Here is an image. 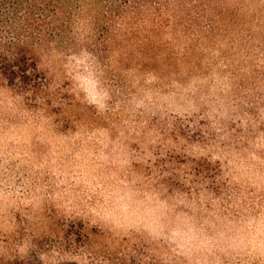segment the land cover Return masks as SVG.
<instances>
[{"label":"rangeland","instance_id":"374dc122","mask_svg":"<svg viewBox=\"0 0 264 264\" xmlns=\"http://www.w3.org/2000/svg\"><path fill=\"white\" fill-rule=\"evenodd\" d=\"M213 12L259 19L264 41V0ZM217 33L197 72L118 43L99 61L43 50L60 113L0 86V264H264V108L244 103L264 95V51L251 42L248 60ZM192 120L211 148L176 134Z\"/></svg>","mask_w":264,"mask_h":264},{"label":"trees","instance_id":"16d2710c","mask_svg":"<svg viewBox=\"0 0 264 264\" xmlns=\"http://www.w3.org/2000/svg\"><path fill=\"white\" fill-rule=\"evenodd\" d=\"M93 1L0 0V86L22 97L28 106L60 113L68 102L40 66L42 51L53 45V49L58 46L72 52L79 44L99 61L102 45L111 49L113 43H118L117 49L128 58L135 54L148 64L173 63L190 72L201 71L207 64L210 43L221 37L217 31L225 32L226 45L239 48L248 60L254 55L251 42L256 41L257 47L264 51V41L257 40L261 30L251 28L259 19L246 16L237 21L239 16L234 20L231 15L214 13L223 0H97L94 4ZM197 5L201 11L191 10ZM90 10L95 15L86 18ZM258 63L261 70L258 78L264 86V54ZM244 103L264 108V95L259 97L258 104ZM263 119L260 117L259 122L257 118V123L264 129ZM189 123L190 128L180 127V123L172 126L182 140L198 137V144L211 148L215 140L212 130L204 131L203 137L196 134L202 130L201 124L195 125L193 120ZM208 170L195 169L194 176L200 179ZM211 189L216 192L220 188Z\"/></svg>","mask_w":264,"mask_h":264}]
</instances>
